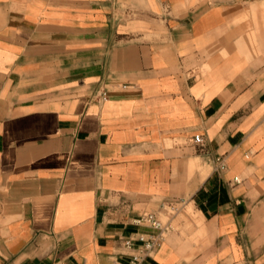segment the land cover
<instances>
[{
	"label": "crops",
	"instance_id": "crops-1",
	"mask_svg": "<svg viewBox=\"0 0 264 264\" xmlns=\"http://www.w3.org/2000/svg\"><path fill=\"white\" fill-rule=\"evenodd\" d=\"M162 201L141 264H264V0H0V264L127 263Z\"/></svg>",
	"mask_w": 264,
	"mask_h": 264
},
{
	"label": "built area",
	"instance_id": "built-area-1",
	"mask_svg": "<svg viewBox=\"0 0 264 264\" xmlns=\"http://www.w3.org/2000/svg\"><path fill=\"white\" fill-rule=\"evenodd\" d=\"M101 101L106 100V95L102 94ZM199 146L202 143L199 142ZM219 171L225 169L223 158L215 160ZM186 201H162L158 209L154 212L146 213L134 221V225L145 227L151 230L149 234H136L135 237H127L121 240L122 246L131 252L127 263L117 264H141L144 260L155 255L166 239L175 232L173 221L175 217L185 207Z\"/></svg>",
	"mask_w": 264,
	"mask_h": 264
},
{
	"label": "rangeland",
	"instance_id": "rangeland-1",
	"mask_svg": "<svg viewBox=\"0 0 264 264\" xmlns=\"http://www.w3.org/2000/svg\"><path fill=\"white\" fill-rule=\"evenodd\" d=\"M196 220L194 210H189L188 205L185 206L182 211L175 217L173 221V225L175 228V232L172 235H180L182 238L187 239L188 233H192L194 228V223ZM183 222L184 225H181ZM191 242L196 243L198 242L197 237H191Z\"/></svg>",
	"mask_w": 264,
	"mask_h": 264
}]
</instances>
